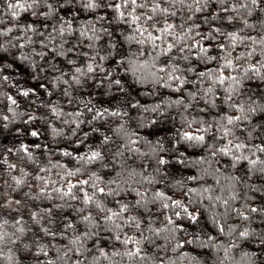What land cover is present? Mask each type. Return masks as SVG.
<instances>
[{"label": "snow or ice", "instance_id": "snow-or-ice-1", "mask_svg": "<svg viewBox=\"0 0 264 264\" xmlns=\"http://www.w3.org/2000/svg\"><path fill=\"white\" fill-rule=\"evenodd\" d=\"M13 130L0 264H264V0H3Z\"/></svg>", "mask_w": 264, "mask_h": 264}, {"label": "trees", "instance_id": "trees-1", "mask_svg": "<svg viewBox=\"0 0 264 264\" xmlns=\"http://www.w3.org/2000/svg\"><path fill=\"white\" fill-rule=\"evenodd\" d=\"M0 3H3V0H0ZM17 126H19V122H17ZM5 135L7 136V139H5L4 137L0 136V142L7 143L8 140H10L12 138V135H14V130L10 134L9 133H5ZM28 139H29V142H30L32 138H28Z\"/></svg>", "mask_w": 264, "mask_h": 264}]
</instances>
